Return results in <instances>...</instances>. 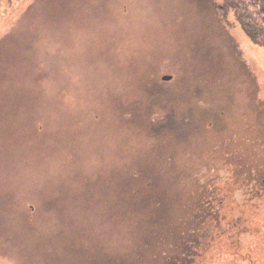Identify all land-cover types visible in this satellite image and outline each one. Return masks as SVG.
<instances>
[{"label":"rangeland","instance_id":"1","mask_svg":"<svg viewBox=\"0 0 264 264\" xmlns=\"http://www.w3.org/2000/svg\"><path fill=\"white\" fill-rule=\"evenodd\" d=\"M225 5L0 0V264H264V198L191 245L223 155L264 169V46Z\"/></svg>","mask_w":264,"mask_h":264},{"label":"trees","instance_id":"2","mask_svg":"<svg viewBox=\"0 0 264 264\" xmlns=\"http://www.w3.org/2000/svg\"><path fill=\"white\" fill-rule=\"evenodd\" d=\"M226 8H230L234 11L237 20L242 26L244 32L248 35V37L259 45L264 46V4L262 0H224ZM224 8V11L227 9ZM159 98V97H158ZM156 97V99H158ZM155 99V100H156ZM158 103V102H157ZM158 111L155 114L156 117L153 119V124L155 125L160 121L166 119L168 122V117L170 116L165 110L164 106H159L157 104ZM159 113V114H158ZM158 118V119H157ZM153 135H156L153 133ZM226 154L223 155V163L226 169H228V175L224 176V178L219 179V183L217 184V190H213L208 193V196L201 200V204H203V208H205V213L213 214L214 218L213 223L215 224L212 228H207L204 232V238H197L198 244L192 243L191 245H199L201 248L208 245V242H212L213 235L218 236V240L223 242V239H227L230 237V234L237 229H240L241 226L234 217L233 221H223L221 219L222 208L227 207L228 204L233 203L232 205L238 209V211H242L246 206L254 208V203H261L259 207H262V198H264V169H253V170H245V172H241L238 175L236 165L229 164L228 158L226 159ZM222 176V174H221ZM220 176V178H221ZM151 181V180H149ZM228 186V195L226 194V189ZM151 187V186H148ZM240 190L243 191L244 197L242 201H237L236 194ZM224 191V192H223ZM234 197V199H233ZM264 205V204H263ZM214 236V237H215ZM189 245V247L191 246ZM188 247V248H189ZM192 251L186 249L184 254L180 257V260H177L179 264H186V257L188 258L191 255ZM185 257V258H184ZM189 260V259H188ZM169 264H172L170 262ZM174 264V263H173Z\"/></svg>","mask_w":264,"mask_h":264},{"label":"water","instance_id":"3","mask_svg":"<svg viewBox=\"0 0 264 264\" xmlns=\"http://www.w3.org/2000/svg\"><path fill=\"white\" fill-rule=\"evenodd\" d=\"M166 79V78H165ZM168 79V78H167ZM170 79V78H169Z\"/></svg>","mask_w":264,"mask_h":264}]
</instances>
